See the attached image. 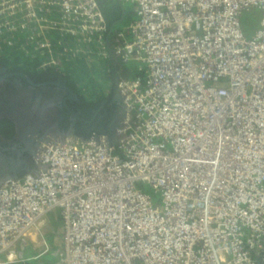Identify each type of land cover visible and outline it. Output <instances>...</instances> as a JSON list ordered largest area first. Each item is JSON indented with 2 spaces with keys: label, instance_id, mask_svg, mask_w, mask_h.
Listing matches in <instances>:
<instances>
[{
  "label": "built area",
  "instance_id": "1",
  "mask_svg": "<svg viewBox=\"0 0 264 264\" xmlns=\"http://www.w3.org/2000/svg\"><path fill=\"white\" fill-rule=\"evenodd\" d=\"M120 1L137 4L138 19L115 46L98 0H0V49L40 51L41 67L60 69L61 49L93 45L111 59L114 48L143 72L119 82L127 111L113 142H48L35 170L0 185V264L44 262L52 247L59 264H254L264 0Z\"/></svg>",
  "mask_w": 264,
  "mask_h": 264
},
{
  "label": "flooded vegetation",
  "instance_id": "2",
  "mask_svg": "<svg viewBox=\"0 0 264 264\" xmlns=\"http://www.w3.org/2000/svg\"><path fill=\"white\" fill-rule=\"evenodd\" d=\"M114 50L111 49L115 64L112 66L111 61L110 89L94 101L85 99L60 69L40 66L34 72L0 57V183L35 170L36 158L45 141L80 139L77 136L84 123L95 114L104 123L113 120L112 123L120 124L127 105L120 89L111 92L113 69L118 70L120 82L126 64L134 61L125 62ZM98 130L107 137V127ZM251 252L254 264H264V247Z\"/></svg>",
  "mask_w": 264,
  "mask_h": 264
},
{
  "label": "trees",
  "instance_id": "3",
  "mask_svg": "<svg viewBox=\"0 0 264 264\" xmlns=\"http://www.w3.org/2000/svg\"><path fill=\"white\" fill-rule=\"evenodd\" d=\"M98 3L107 22V38H109V41H112V44L117 46L122 40L133 38V33L127 30V27L138 19L137 4L120 0H98ZM53 40L57 43L58 38H53ZM80 42H83V40L73 38L71 47L78 46ZM57 47L60 48L59 45ZM81 48L85 53L80 56L68 55L66 50L63 51L60 48L62 59L59 71L68 78L70 84L77 88L85 99L90 101L101 99L108 93L112 83L111 59L110 57L99 55L98 52L96 53L93 45L89 48V50L93 49L92 53H87L88 49L84 45H81ZM0 57L5 61L9 60V63L10 60L15 61L17 65L34 72L46 59L45 53L40 51L26 52L21 48L0 49ZM142 74L143 72L139 70L138 62L127 63L123 77L135 78ZM50 260H52L50 262L52 264H59L56 258ZM31 264L38 263L32 262ZM43 264H48V262L46 261Z\"/></svg>",
  "mask_w": 264,
  "mask_h": 264
},
{
  "label": "water",
  "instance_id": "4",
  "mask_svg": "<svg viewBox=\"0 0 264 264\" xmlns=\"http://www.w3.org/2000/svg\"><path fill=\"white\" fill-rule=\"evenodd\" d=\"M111 61H112V66L115 64V60H114V58L112 57L111 58ZM119 74H118V70L116 69V68H114L113 69V84H112V88H111V92L112 93H116L117 92V90L119 89ZM112 121L113 120H110V121H108L107 123H104L102 120H101V118H100V116L99 115H97V114H95L94 116H92V118L91 119H89L88 121H87V123L85 122L84 123V121L83 120H81V122H82V124L84 123V125H83V127H82V129H81V133L80 134H78V136L77 137H79L80 139H82V140H92V139H94V140H98L99 138L98 137H100L101 135L100 134H102L98 129H101V126H103V127H107V129H108V131H109V133L107 134V137L104 135V134H102L103 135V137H105V138H107L110 142H113L114 141V134H115V129L117 128V126L119 125V123H117L116 121H114L113 123H112ZM107 131V132H108ZM106 132V133H107ZM112 132H114L113 133V135H112ZM100 135V136H99ZM102 137V136H101ZM46 142V141H45ZM44 142V143H45ZM48 142H52V141H47L45 144H47ZM55 142V141H54ZM44 143L42 144V146H41V150L44 148ZM11 177V176H10ZM8 178H5V181L7 180ZM4 181V182H5ZM3 182V183H4ZM3 183H0V185H2ZM253 254V253H252Z\"/></svg>",
  "mask_w": 264,
  "mask_h": 264
},
{
  "label": "rangeland",
  "instance_id": "5",
  "mask_svg": "<svg viewBox=\"0 0 264 264\" xmlns=\"http://www.w3.org/2000/svg\"><path fill=\"white\" fill-rule=\"evenodd\" d=\"M260 18H261V12L258 9H251V10H247L243 13L242 15V22L243 25L245 26L246 29L249 30V28L255 29L260 22ZM56 216V212H50L49 214H47L42 221H46L49 219L50 222L52 220V217ZM53 233V232H52ZM43 258L45 259V261H50V259H54L56 258L59 259V250L57 249V247H52V249L46 253ZM58 261V260H57ZM52 262V260L50 261ZM58 263V262H57ZM38 264H43V261H39Z\"/></svg>",
  "mask_w": 264,
  "mask_h": 264
},
{
  "label": "crops",
  "instance_id": "6",
  "mask_svg": "<svg viewBox=\"0 0 264 264\" xmlns=\"http://www.w3.org/2000/svg\"><path fill=\"white\" fill-rule=\"evenodd\" d=\"M51 261V260H50ZM50 261H47L48 262V264H52V263H50ZM46 261H44L43 263H45Z\"/></svg>",
  "mask_w": 264,
  "mask_h": 264
}]
</instances>
